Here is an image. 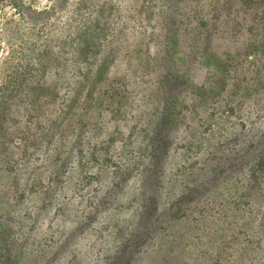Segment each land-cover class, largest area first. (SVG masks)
Returning <instances> with one entry per match:
<instances>
[{
	"label": "rangeland",
	"instance_id": "rangeland-1",
	"mask_svg": "<svg viewBox=\"0 0 264 264\" xmlns=\"http://www.w3.org/2000/svg\"><path fill=\"white\" fill-rule=\"evenodd\" d=\"M0 264H264V0H0Z\"/></svg>",
	"mask_w": 264,
	"mask_h": 264
},
{
	"label": "trees",
	"instance_id": "trees-1",
	"mask_svg": "<svg viewBox=\"0 0 264 264\" xmlns=\"http://www.w3.org/2000/svg\"><path fill=\"white\" fill-rule=\"evenodd\" d=\"M158 142H159V143H158ZM157 143H158L159 145L157 144V145H155V147H156V148H160V139L157 140Z\"/></svg>",
	"mask_w": 264,
	"mask_h": 264
}]
</instances>
